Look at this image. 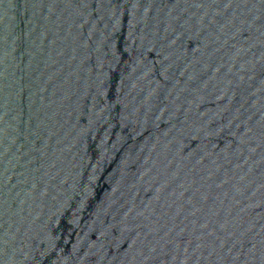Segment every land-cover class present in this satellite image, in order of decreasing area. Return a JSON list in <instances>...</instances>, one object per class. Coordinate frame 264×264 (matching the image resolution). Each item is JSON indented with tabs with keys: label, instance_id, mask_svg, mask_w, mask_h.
I'll list each match as a JSON object with an SVG mask.
<instances>
[{
	"label": "water",
	"instance_id": "obj_1",
	"mask_svg": "<svg viewBox=\"0 0 264 264\" xmlns=\"http://www.w3.org/2000/svg\"><path fill=\"white\" fill-rule=\"evenodd\" d=\"M0 264H264V0H0Z\"/></svg>",
	"mask_w": 264,
	"mask_h": 264
}]
</instances>
